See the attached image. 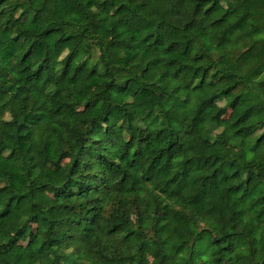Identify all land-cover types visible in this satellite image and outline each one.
Segmentation results:
<instances>
[{"label":"trees","instance_id":"trees-1","mask_svg":"<svg viewBox=\"0 0 264 264\" xmlns=\"http://www.w3.org/2000/svg\"><path fill=\"white\" fill-rule=\"evenodd\" d=\"M150 248L264 264V0H0V264Z\"/></svg>","mask_w":264,"mask_h":264},{"label":"rangeland","instance_id":"rangeland-1","mask_svg":"<svg viewBox=\"0 0 264 264\" xmlns=\"http://www.w3.org/2000/svg\"><path fill=\"white\" fill-rule=\"evenodd\" d=\"M228 119H230V117H228ZM183 236L184 235L181 233L180 234V238H182ZM29 241H30V239L25 240L24 242L19 243V245L21 247H26V245L28 244ZM143 257H144V261H145L146 264H155L156 261H157V259L154 256L151 248L144 250ZM93 261H94L95 264H104L102 261H100V260H98L96 258H94Z\"/></svg>","mask_w":264,"mask_h":264}]
</instances>
